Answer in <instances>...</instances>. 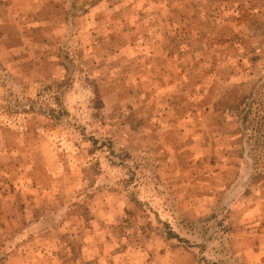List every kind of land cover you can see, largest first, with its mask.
Listing matches in <instances>:
<instances>
[{"label": "rangeland", "instance_id": "1", "mask_svg": "<svg viewBox=\"0 0 264 264\" xmlns=\"http://www.w3.org/2000/svg\"><path fill=\"white\" fill-rule=\"evenodd\" d=\"M0 22V264H264V0Z\"/></svg>", "mask_w": 264, "mask_h": 264}, {"label": "crops", "instance_id": "2", "mask_svg": "<svg viewBox=\"0 0 264 264\" xmlns=\"http://www.w3.org/2000/svg\"><path fill=\"white\" fill-rule=\"evenodd\" d=\"M0 24H2V23L0 22ZM252 208L254 210L252 214L246 213V224H249V222L253 223V222L264 221V219H261V218H263L262 217V214H261L262 213L261 203L260 202L257 203V207L256 208H254V205H253ZM252 208H249L248 210H251ZM258 230H259V234H262L263 237H264V226H261V223H260V226L258 227ZM253 231H254L253 234H256V229H251L250 231H247V232L250 234ZM260 238H262V237H260ZM246 240L249 241L248 239H246ZM249 245H250V243L249 242H246V247H248ZM260 264H263V263L260 262Z\"/></svg>", "mask_w": 264, "mask_h": 264}]
</instances>
